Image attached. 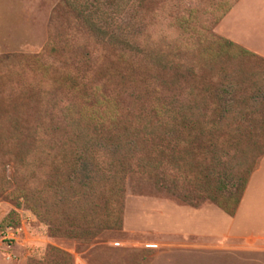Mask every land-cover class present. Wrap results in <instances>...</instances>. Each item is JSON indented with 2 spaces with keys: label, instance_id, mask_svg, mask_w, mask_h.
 <instances>
[{
  "label": "rangeland",
  "instance_id": "obj_1",
  "mask_svg": "<svg viewBox=\"0 0 264 264\" xmlns=\"http://www.w3.org/2000/svg\"><path fill=\"white\" fill-rule=\"evenodd\" d=\"M10 2L13 11L10 16L2 14L3 26L21 28V21H26L28 38L32 34L34 45L15 49L3 45L0 54L2 60L8 57L0 64V105H8L6 112L0 113V222L8 215L12 219L18 217L19 224L25 223L27 235L23 245L13 244L10 250L0 243V258L19 251L28 254L27 264H59L63 258L49 250L53 247L80 255L85 264H264V156L260 144L264 137V63L252 57H238L208 64L200 56L213 35L264 58V0ZM66 3L76 7L77 12ZM223 3L230 5V9L216 22L221 13L219 5ZM190 11L197 17L190 26L196 34L182 32L176 24V20L187 18ZM80 12L81 16L92 14L95 25L108 36L100 37L77 15ZM112 35L125 44L113 45L109 41ZM48 42L58 49L56 57L46 53ZM35 56L40 57V64L54 70L67 69L79 82L98 87L105 95L117 96L129 113L149 116L147 123L153 127L159 124L149 110L153 103L162 101H171L174 109L201 108L206 119L215 107L232 110L234 113L225 115L220 125L224 129L227 125H242L251 135L249 143L243 145L247 149L229 150L231 158L224 156L222 160H227L234 172L257 164L235 214H225L202 195L196 207L182 201L183 195L192 198L195 187L175 168L163 164L161 172L156 173L159 179H166L164 185L141 172L138 165L153 166L156 159L153 150H166L168 144L164 138L150 135L136 141L138 150L129 160L118 226H107L103 200L85 205L90 216L86 220L90 222L78 215L77 220L73 219L69 207L58 202L69 196L68 187L56 194L52 183L57 175L49 169L44 172L43 186L33 171L38 170L35 158L40 155L47 159L40 152L48 145L54 146V153L60 145L71 141L72 133L84 128L78 118L80 101L70 91L41 84L38 97H26L20 105L11 106V97L17 95L19 84L34 83L29 74L33 60L27 57ZM116 57L123 58L122 66L115 65ZM105 66L121 73V77L107 81L97 76L98 69ZM142 79L148 81L150 94L141 84ZM224 89L231 90L228 98L232 101L222 93L220 100L215 101L213 95ZM211 139L199 140L206 143ZM186 141L194 142L179 138L178 146L187 144ZM36 143L40 151L34 154ZM105 149L96 156V161L106 177L109 160ZM92 168L90 163L75 175L63 167L58 176L63 181L69 179L77 188L75 176L84 180V176L91 175ZM93 176L96 177L94 171ZM98 183L95 192L100 193L104 183L101 178ZM174 185L179 198L167 190ZM19 190H23L21 194ZM34 208L63 231L71 227L67 224L70 216L73 236H50L49 226L35 214ZM28 219L31 220L27 222ZM46 233L53 239V245L44 247L42 234ZM250 238L253 245H249ZM69 255L67 264H73V256Z\"/></svg>",
  "mask_w": 264,
  "mask_h": 264
},
{
  "label": "trees",
  "instance_id": "obj_2",
  "mask_svg": "<svg viewBox=\"0 0 264 264\" xmlns=\"http://www.w3.org/2000/svg\"><path fill=\"white\" fill-rule=\"evenodd\" d=\"M67 6L74 11L76 7L72 5ZM221 6V13L215 18V21H219L230 9V5L223 3ZM219 8V7H218ZM84 22L90 25V28L95 31L100 37L105 38L107 33L98 29L93 22V15H82L77 13ZM196 16L193 11L188 12V17L176 20L177 26L182 32H192L191 24L196 23ZM105 33V34H104ZM103 34V36H102ZM196 34V33H195ZM108 36V35H107ZM113 45L115 42L125 44L124 41H120L115 35L109 36ZM212 42L207 45L206 48L200 53V56L206 63L212 64L221 58L228 60H234L238 57H252L258 61L264 63V59L256 56L255 54L239 47L231 41L217 36H211ZM114 46H111V48ZM46 53L51 56L58 55V49L52 45V42H48L45 46ZM18 57V56H16ZM20 57V56H19ZM32 61V70L29 72L30 79L34 80V83L19 84L17 95L11 97V106H18L26 97L35 98L40 95L39 86L42 84L49 87H58L64 91H70V93L80 101L78 109V118L80 123L84 126L82 130L77 133L71 134V141L65 145H60V148H56L54 153V146L48 145L43 156L35 158V166L37 171H33L34 177L38 182L44 184V174L48 171L55 173L56 179L53 180L52 186H54L55 193L62 191L65 186L69 189V196L62 197L64 200L58 201L61 204H66L69 209L71 217L74 219L78 215L79 219L85 222H90L88 219L90 216L86 214L85 205L87 202H99L105 203V216L108 219L107 226L112 224L118 226L120 222V206L122 203L123 192V179L124 175L129 168L130 158L137 152L136 141L146 139L152 135L153 137H160L161 140L168 142L166 150H159L156 152L153 150L156 156L155 164L150 166L149 163H140L138 168L141 172L154 176L153 179L161 185L165 184L166 179L157 177L158 171L161 172L163 164L170 168H175L183 175L184 180L190 182L194 188V194L192 198L188 195H183L184 202L188 205L198 206L200 197L202 195L206 200L211 201L217 208L229 216H233L238 208L242 195L245 191L248 180L257 168L251 166L240 172L235 171L231 167L227 160L223 161L222 158L231 156L228 155L229 150L239 151L245 150L248 144V139L251 135L250 131L242 125H227L224 129L220 123L225 118V115L232 113V110L225 108L215 107L208 119H206L203 109L195 110L190 107L175 108L172 106V102L162 101L159 103H153L149 110V115L155 119L156 127L147 123L149 116L131 114L127 109L123 108L119 101H117L114 95H105L99 92V88L89 87L84 82H79L76 75L71 74L66 70H54L48 65L39 63V56L27 57ZM58 58V57H57ZM0 59V64H3L6 60ZM66 63V62H65ZM124 60L122 57H116L115 65L122 66ZM97 76H100L104 80H112L121 77V73L116 70L111 71L108 66L101 67L97 71ZM25 79H29L25 75ZM144 89L150 94L148 89V81L141 80ZM28 87V88H27ZM231 88V87H230ZM94 89V90H93ZM225 98L231 96L230 89H224L220 92H216L214 96L215 101H219L220 97ZM30 95V96H29ZM158 101V99H155ZM232 101V98H228ZM5 102V100H4ZM3 102V103H4ZM213 103V101H212ZM8 105H0V113L6 112L5 109ZM234 113V112H233ZM168 119H171L168 122ZM168 122V123H167ZM195 132V133H194ZM193 134H196L194 137ZM154 137V138H156ZM210 137V141L206 143L199 139ZM181 138L190 139L185 145L178 146L177 140ZM223 139L224 141H219ZM173 141V142H170ZM99 143V144H98ZM125 143V144H124ZM261 156H264V137L261 138ZM222 145V146H221ZM220 146V147H219ZM105 149V155H108V175L105 177L103 168L97 163L96 156ZM242 148V149H241ZM53 149V150H52ZM247 149V148H246ZM37 143L34 144L33 152L38 153ZM152 152V154H153ZM48 156V157H47ZM92 164L91 175L84 176V180L77 179V188L74 187L72 182L68 179L63 181L60 178V173L63 171V167L68 168L71 173L78 175L79 172L84 171L88 164ZM65 165V166H64ZM128 166V167H127ZM94 171V175L92 177ZM45 172V173H44ZM39 173L41 174L39 176ZM44 173V174H43ZM58 174H60L58 176ZM88 174V175H89ZM42 177V178H41ZM100 178L104 183V189L100 193L95 192L96 184H99ZM89 179V181H85ZM44 186V185H43ZM176 186L169 187L168 192L179 198V194L176 191ZM23 190H19L20 194ZM95 203V204H96ZM96 206V205H94ZM55 208H60L55 205ZM39 218H43L42 213L37 209H33ZM57 213V212H56ZM59 214L57 213V216ZM69 216V215H67ZM69 216V217H70ZM67 224L71 227L67 231L60 229L52 219H44L47 223L50 236H73L74 229L73 223L68 221ZM77 220V218L75 219ZM2 226H17L19 225L18 217L12 219L11 215L3 218L1 221ZM51 252L59 254L63 261L59 264H67L70 255L59 249L51 247Z\"/></svg>",
  "mask_w": 264,
  "mask_h": 264
},
{
  "label": "crops",
  "instance_id": "obj_3",
  "mask_svg": "<svg viewBox=\"0 0 264 264\" xmlns=\"http://www.w3.org/2000/svg\"><path fill=\"white\" fill-rule=\"evenodd\" d=\"M12 3L10 2V0H0V54H1V49H2V46H7L11 49H15V48H23L25 47L26 45H34L33 44V36L31 34V38H28L29 36V33L27 31V28L25 27V22L26 21H21L22 24H21V28H19L20 25H15L17 27H14L12 28L10 25L2 24V14H6V16H10V14H12ZM16 7V6H15ZM18 8V7H16ZM15 9V8H14ZM7 21V20H6ZM7 23V22H5ZM3 27L5 29H3ZM15 33V34H13ZM40 39V35H38V37ZM228 40V39H227ZM230 41V40H229ZM232 42V41H231ZM234 43V42H232ZM236 44V43H234ZM238 45V44H236ZM239 47L245 49L244 47L238 45ZM247 50V49H245ZM249 51V50H247ZM251 52V51H249ZM252 53V52H251ZM255 54V53H253ZM256 55V54H255ZM258 56V55H256ZM260 57V56H258ZM262 58V57H260ZM264 59V58H262ZM247 186V185H246ZM246 189V188H245ZM41 227V226H40ZM43 230L44 228L41 227ZM42 239L44 240L43 241V244H44V247H47L49 245H53V239H51V237H49V235L46 233L45 236L42 234ZM254 244V240L250 238V242H249V245H253ZM62 249V248H60ZM68 252V254H71L73 256V264H85L84 261L81 259L80 255L72 252V251H66ZM14 258L11 260V261H5L4 259L0 258V264H27V256L28 254H24L22 252H17V253H14Z\"/></svg>",
  "mask_w": 264,
  "mask_h": 264
},
{
  "label": "built area",
  "instance_id": "obj_4",
  "mask_svg": "<svg viewBox=\"0 0 264 264\" xmlns=\"http://www.w3.org/2000/svg\"><path fill=\"white\" fill-rule=\"evenodd\" d=\"M30 220L31 219H28L27 222ZM26 235L25 223L22 222L17 226H2L0 222V243L5 244L7 250H10L13 244L23 245L25 243L24 237H26ZM149 246L154 247L153 245ZM14 257L13 254H4L5 261H11Z\"/></svg>",
  "mask_w": 264,
  "mask_h": 264
}]
</instances>
